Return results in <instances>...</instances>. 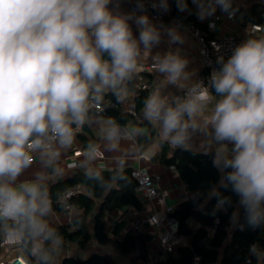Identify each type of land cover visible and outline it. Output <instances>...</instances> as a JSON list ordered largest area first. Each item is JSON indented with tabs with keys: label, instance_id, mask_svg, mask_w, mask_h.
I'll return each mask as SVG.
<instances>
[{
	"label": "clouds",
	"instance_id": "9594fccd",
	"mask_svg": "<svg viewBox=\"0 0 264 264\" xmlns=\"http://www.w3.org/2000/svg\"><path fill=\"white\" fill-rule=\"evenodd\" d=\"M109 3L0 0V225L9 236L58 241L45 219L51 205L40 178L19 187L14 182L31 165V153L49 151V140L71 143L70 125L84 121L90 94L117 89L137 68L140 49L127 22L131 17L114 15ZM179 6L186 4L179 0ZM215 6L229 12L231 0H199L202 11ZM136 24L145 49L159 42L146 15ZM218 62L222 67L211 74L215 97L197 82L173 104L151 95L144 113L174 145L186 141L190 128L207 135L211 125L222 145L218 162L231 169L227 179L255 226L264 221V36L247 39ZM185 67L186 61L169 55L158 70L177 83L188 80ZM210 104V117L198 124ZM224 142L233 145L231 153ZM252 251L260 255L255 246Z\"/></svg>",
	"mask_w": 264,
	"mask_h": 264
},
{
	"label": "crops",
	"instance_id": "0c3cea01",
	"mask_svg": "<svg viewBox=\"0 0 264 264\" xmlns=\"http://www.w3.org/2000/svg\"><path fill=\"white\" fill-rule=\"evenodd\" d=\"M174 1V12L179 16L190 19L196 22L201 27L212 25V35L214 37H245L247 36V27L254 24L247 20L243 11L229 9V12L223 11L219 6H215L214 11L205 12L199 7V0H183L186 7L181 9L179 0ZM231 2L242 9L264 10V0H231ZM109 10L114 15L130 16L127 22L132 31L133 38L137 40L140 49V56L137 59V68L131 74L130 78L125 80L117 89H104V94L114 93L119 95L120 108H135V99L139 90V79L148 83L151 88L145 90L148 92V98L153 94L165 99L168 103L170 97L178 93L188 86H190L196 78L204 72L201 56L198 45L190 33L185 30L175 29L170 27H160L155 25L147 10L140 6L137 0H110L108 5ZM232 13L233 18L229 17ZM146 15L151 25L159 33V42L151 45L150 48L145 49L142 44H139L140 27L136 24V19L139 16ZM264 28V25H261ZM175 33L178 39L173 40L171 33ZM169 55L178 56L180 59L186 61L184 72L188 75V80H180L177 83H171L166 74L157 71L153 75L142 73V67L148 63L159 62ZM129 80H132L130 89L126 88ZM170 104V103H169ZM210 104L208 109L197 117V123L202 124L211 115ZM145 108V107H144ZM144 110V109H143ZM142 110V111H143ZM141 113V112H139ZM126 123L123 125H115L106 120H99L101 125L99 129H92L90 126H84L82 133L87 136H93L97 139L96 143H89L82 139L80 134L72 137L71 143L61 145L58 141L53 145L52 150L45 152L38 150L31 153L33 161L31 165L24 169L22 173L16 178L14 185L19 187L21 184L39 182L45 188L49 184L56 183L59 180L70 178L77 171L86 173H100L103 170L123 169V168H143L146 169L154 178V185L160 190H165L168 193L167 205L173 207L175 210L179 206L189 200L192 194L187 190L178 173L174 167L162 166L154 163L152 158L160 151L161 141H166L173 153L178 150H194L202 153H215V165L219 172L223 175L224 165L218 162V153L222 147L213 139L214 130L211 125H208L205 135L202 131L188 130V138L181 145H174L170 139L163 137L161 127H153L149 121L142 118L141 114L138 117H133L127 114ZM187 119V117H185ZM81 133V134H82ZM152 135V139L145 144L144 149L140 150V141L143 137ZM224 146L229 153L233 145L229 142H224ZM95 148L102 151L103 159H96L92 156ZM148 206L144 204V210ZM76 214L74 209L62 212H56L50 207V212L45 217L50 228L56 230L60 226L69 225L71 219ZM135 214L128 212H112L104 213V220L107 224V229L111 232L112 227L116 222L125 220L128 222ZM239 210H234L231 217V225L229 231H232L237 224ZM192 228H197L198 225L190 222ZM88 228L93 237L94 222L93 217L88 220ZM127 228V226H126ZM127 230V229H126ZM147 234V233H146ZM149 235V234H148ZM111 237H113L111 235ZM187 245L190 240L184 238ZM94 239V244L91 242L85 248H80L78 245L58 240L53 242L54 257L51 264H63L65 259L78 257L80 259H87L92 254H106L110 255L115 261L123 264L119 259L115 258L110 251H101L100 246ZM44 241L37 244L33 240L34 254L36 261L37 255ZM98 245V246H97ZM14 254H21L26 257L22 247L11 249L0 248V264L5 262ZM260 260L264 258L261 254ZM163 258V254L158 250L155 242H151L149 250V260L154 262L157 259Z\"/></svg>",
	"mask_w": 264,
	"mask_h": 264
},
{
	"label": "trees",
	"instance_id": "16d2710c",
	"mask_svg": "<svg viewBox=\"0 0 264 264\" xmlns=\"http://www.w3.org/2000/svg\"><path fill=\"white\" fill-rule=\"evenodd\" d=\"M231 9L243 11L248 21L264 25V10L242 9L231 2ZM183 22L190 19L180 16ZM104 59H109L104 54ZM132 80L126 88L130 89ZM211 94L215 97L212 88ZM114 106L100 115L101 119L115 125L126 123L127 114L120 111L119 95L106 94ZM147 91H139L135 99V110L141 112L148 99ZM218 99V97H216ZM80 132L83 140L95 144L97 139ZM152 135L143 137L140 150L152 139ZM215 153H202L194 150L172 152L166 141H161L160 151L152 158L158 165L174 167L192 197L175 210L172 217L178 222V234L190 240V244L180 247L175 255H163L151 264H192L194 256L200 257V264H258L260 256L251 247L264 256V221L253 226L249 223L246 206L239 210L236 226L229 231L231 217L237 193L228 181L231 169L224 167L223 175L215 165ZM131 168L103 170L100 173L77 171L70 178L59 180L47 186L52 210L62 212L67 204L76 214L69 225L60 226L55 235L60 241L73 243L85 248L92 235L88 220L93 217V237L99 245H113L121 256H136L143 264H148L151 236L146 233L133 234L126 230L127 222H116L111 232L107 229L104 213L128 212L140 214L144 211V202L135 194L136 181ZM80 187L71 198L63 199L68 190ZM215 192V193H214ZM222 200L224 209H218L215 203ZM190 222L198 225L192 228ZM11 222H9L10 224ZM8 228L0 225V241ZM111 235L113 237H111ZM30 264H34L33 240L25 235L21 245ZM52 240H44L38 251L40 264H51L54 257ZM63 264H120L110 255L92 254L87 259L78 257L65 259Z\"/></svg>",
	"mask_w": 264,
	"mask_h": 264
},
{
	"label": "built area",
	"instance_id": "2783aa9c",
	"mask_svg": "<svg viewBox=\"0 0 264 264\" xmlns=\"http://www.w3.org/2000/svg\"><path fill=\"white\" fill-rule=\"evenodd\" d=\"M138 4L144 7L152 22L160 27H170L175 29L185 30L192 35L198 45L199 53L202 60L204 72L201 73L196 80L192 83L201 82L204 87H207L211 93V74L214 71H219L222 64L218 61L223 58L226 62L232 55L235 48L244 43L247 39L255 36L259 38L264 36V28L261 25L251 24L247 27V36L245 37H214L212 35V25L206 27L199 26L196 22H183L181 17L174 12L173 0H137ZM166 5V6H165ZM233 14L230 18H233ZM159 62L148 63L142 67V73L153 75L158 70ZM139 79V90H150L151 86ZM191 84V85H192ZM188 86L184 90L173 94L170 97L169 103L173 104L176 98H184L187 94ZM88 110L85 119L82 123H73L70 125L72 129V137L78 135L84 126H90L92 129H99L101 125L98 123L101 120L100 115L107 111L108 108L114 106L112 101L106 98L104 92L97 94H90L88 102ZM121 113L129 114L133 117H138L141 114L142 118L149 121L150 124L158 128V123H153L145 117L144 110L138 113L134 107L120 108ZM57 140H49V151L52 150L53 145ZM92 156L96 159H103L102 151L95 148ZM132 177L136 181L135 194L148 206L140 214L134 215L132 219L127 222V230L133 234L147 233L151 236V242H155L158 250L163 255H175L176 251L183 246H187L183 237L178 234V222L172 217L175 209L167 205L168 193L165 190H160L155 187L154 178L152 175L143 168L132 169ZM80 187H74L62 196L63 199L71 198L74 194L79 192ZM216 208L224 209L222 200L215 203ZM245 205L241 203V197L237 193V199L234 203L235 210H240ZM67 211L72 210L73 207L69 204L65 206ZM9 229L6 230L3 238L0 241V248L16 249L22 245V237H12L7 235ZM253 247H251V250ZM1 264H30L29 260L21 254H14ZM34 264H40L38 261ZM192 264H200V257L194 256ZM258 264H264V258Z\"/></svg>",
	"mask_w": 264,
	"mask_h": 264
},
{
	"label": "rangeland",
	"instance_id": "374dc122",
	"mask_svg": "<svg viewBox=\"0 0 264 264\" xmlns=\"http://www.w3.org/2000/svg\"><path fill=\"white\" fill-rule=\"evenodd\" d=\"M91 242V241H90ZM89 242V243H90ZM94 238H92V243L94 244ZM96 242V241H95ZM98 246V245H97ZM98 249H100L101 251H110L112 253V255L119 259L123 264H143L141 261H139L137 259L136 256H121L115 249V247L113 245H100L98 246ZM152 262H149L148 264H151Z\"/></svg>",
	"mask_w": 264,
	"mask_h": 264
},
{
	"label": "water",
	"instance_id": "95a60500",
	"mask_svg": "<svg viewBox=\"0 0 264 264\" xmlns=\"http://www.w3.org/2000/svg\"><path fill=\"white\" fill-rule=\"evenodd\" d=\"M215 193V192H214Z\"/></svg>",
	"mask_w": 264,
	"mask_h": 264
}]
</instances>
